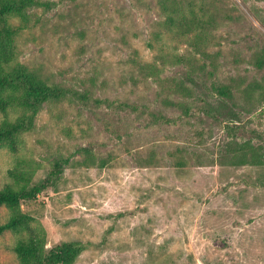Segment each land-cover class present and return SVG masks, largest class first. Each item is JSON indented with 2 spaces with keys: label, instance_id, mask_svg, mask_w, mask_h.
<instances>
[{
  "label": "rangeland",
  "instance_id": "rangeland-1",
  "mask_svg": "<svg viewBox=\"0 0 264 264\" xmlns=\"http://www.w3.org/2000/svg\"><path fill=\"white\" fill-rule=\"evenodd\" d=\"M48 1L26 27L8 20L22 29L2 67L23 65L90 101L46 103L12 148L0 144V190L36 192L0 205V225L14 212L30 218L0 235V264H21L13 246L30 233L45 250L79 246L73 264H264V0H207L223 14L206 55L170 34L148 47L163 19L155 0ZM160 49L190 58L191 70L166 67L163 84L142 79L134 62ZM174 80L192 95L172 93ZM22 113L8 106L0 124ZM239 150L259 164H236Z\"/></svg>",
  "mask_w": 264,
  "mask_h": 264
},
{
  "label": "trees",
  "instance_id": "trees-1",
  "mask_svg": "<svg viewBox=\"0 0 264 264\" xmlns=\"http://www.w3.org/2000/svg\"><path fill=\"white\" fill-rule=\"evenodd\" d=\"M155 4L163 19L157 22L158 28L154 31L152 43H149L148 47L153 49L154 43L160 41L163 35L170 34L176 43H185L196 54L206 55L210 33L221 21L219 20L223 14L221 9L214 2L207 0H155ZM54 6L55 3L48 0H0V111L4 112L8 106L13 105L23 110L21 117L15 121L5 120L0 124V144H8L11 148L16 135L33 128L34 119L44 104L67 100L85 105L90 101L88 93L59 84H48L23 65L16 64L9 71H5L2 67L14 58V36L22 29L20 26H13L8 20L16 16L26 27L30 21L31 11L41 9L47 12ZM158 52L153 56L152 62H134L142 79H152L163 84L164 79L160 76L166 67L190 66L191 70L190 58L165 52L162 49ZM262 64V59L257 60L258 68ZM190 70L186 72L187 77L191 76ZM171 91L179 93L181 97L192 95L190 87L183 81L174 80ZM2 93H6L7 96H1ZM216 93L224 99H232V92L228 86L218 87ZM94 102L99 104L105 101ZM176 105L181 108L183 115H188V106L183 102H178ZM119 107L122 110L136 109L135 106L124 102H120ZM205 112L208 113L207 110ZM150 117L156 123L169 122L159 113H151ZM240 152V150L236 151L237 155L234 154L232 158L236 164L243 165L246 162L259 164L260 160L256 155H252L248 160L246 155L239 154ZM35 193L33 189H28L26 184L17 190L5 187L0 190V205L14 208L21 200L30 199ZM29 220L27 215L14 212L6 223L0 225V235L8 230L17 231L27 227ZM13 251L21 264H73L81 248L74 244H61L45 250L42 240L30 233L26 239L19 240L13 246Z\"/></svg>",
  "mask_w": 264,
  "mask_h": 264
}]
</instances>
